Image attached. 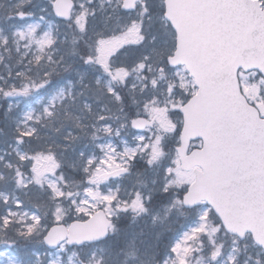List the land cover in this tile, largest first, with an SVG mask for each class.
<instances>
[{
	"label": "snow or ice",
	"instance_id": "snow-or-ice-1",
	"mask_svg": "<svg viewBox=\"0 0 264 264\" xmlns=\"http://www.w3.org/2000/svg\"><path fill=\"white\" fill-rule=\"evenodd\" d=\"M0 264H264V0H0Z\"/></svg>",
	"mask_w": 264,
	"mask_h": 264
},
{
	"label": "rangeland",
	"instance_id": "rangeland-1",
	"mask_svg": "<svg viewBox=\"0 0 264 264\" xmlns=\"http://www.w3.org/2000/svg\"><path fill=\"white\" fill-rule=\"evenodd\" d=\"M178 227V226H177Z\"/></svg>",
	"mask_w": 264,
	"mask_h": 264
}]
</instances>
